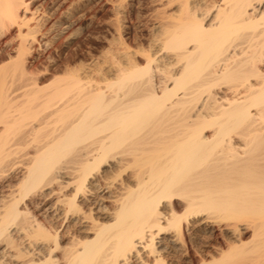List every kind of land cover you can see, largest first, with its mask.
<instances>
[{"label": "bare ground", "instance_id": "bare-ground-1", "mask_svg": "<svg viewBox=\"0 0 264 264\" xmlns=\"http://www.w3.org/2000/svg\"><path fill=\"white\" fill-rule=\"evenodd\" d=\"M154 1L147 48L47 82L0 0V264H264V0Z\"/></svg>", "mask_w": 264, "mask_h": 264}, {"label": "rangeland", "instance_id": "rangeland-1", "mask_svg": "<svg viewBox=\"0 0 264 264\" xmlns=\"http://www.w3.org/2000/svg\"><path fill=\"white\" fill-rule=\"evenodd\" d=\"M157 8L158 3L154 0H30V11L35 12L36 10L35 20L38 21L39 18L36 27H39L40 30L36 29L37 33L35 32V34H38V39L43 36L41 39L44 45L38 47L43 49L38 50L37 48L34 50L36 54L32 52L30 55L29 61L31 59L33 61H31L32 63L28 62V64L31 66L29 67L30 70L34 72H30L28 69L27 75L34 76L37 72V75L39 73L40 76L43 71L42 74L45 72L46 75L45 81L48 78V82L54 79L56 75H66L68 74L66 72H71L72 69L76 71L79 67V72L88 69L87 71L91 76H106L107 65L113 60L121 59L122 53L125 52L124 49L127 52L130 47L132 50H134L132 47L135 49L148 47V40L153 36L151 33L153 32L152 26L158 19L156 18ZM32 14L33 12H30V16ZM33 16L35 15L33 14ZM45 42L49 46L46 44L45 47ZM122 42H124L123 50ZM125 45H128V48ZM121 50L124 52L121 53ZM132 50H128V52H132ZM13 51H11V55L15 56V51L14 54ZM69 67L70 70L68 71L67 68ZM222 227L218 228L217 226L215 228V234L210 240L214 245L219 244L222 240H232L230 233ZM224 234L227 236L223 237ZM248 235V233L244 234L246 239L244 237L243 239L247 240ZM219 240L221 241L219 242ZM197 248L202 247L197 245Z\"/></svg>", "mask_w": 264, "mask_h": 264}]
</instances>
